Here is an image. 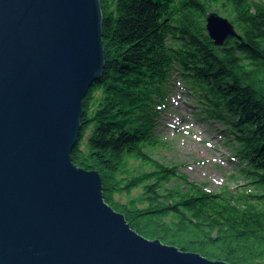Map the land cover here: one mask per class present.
Wrapping results in <instances>:
<instances>
[{
  "label": "trees",
  "instance_id": "obj_1",
  "mask_svg": "<svg viewBox=\"0 0 264 264\" xmlns=\"http://www.w3.org/2000/svg\"><path fill=\"white\" fill-rule=\"evenodd\" d=\"M99 2L104 68L84 97L73 163L100 174L104 201L145 238L264 264V0ZM211 10L242 39L216 46L206 30ZM175 78L195 104L191 114L218 125L237 188L208 190L146 151L162 143L156 127ZM135 187L127 201L115 199Z\"/></svg>",
  "mask_w": 264,
  "mask_h": 264
},
{
  "label": "water",
  "instance_id": "obj_2",
  "mask_svg": "<svg viewBox=\"0 0 264 264\" xmlns=\"http://www.w3.org/2000/svg\"><path fill=\"white\" fill-rule=\"evenodd\" d=\"M205 21L216 46L242 39L214 10ZM101 29L99 0H0V264H230L145 238L73 163Z\"/></svg>",
  "mask_w": 264,
  "mask_h": 264
},
{
  "label": "rangeland",
  "instance_id": "obj_3",
  "mask_svg": "<svg viewBox=\"0 0 264 264\" xmlns=\"http://www.w3.org/2000/svg\"><path fill=\"white\" fill-rule=\"evenodd\" d=\"M184 91L179 80L175 78L167 105L156 127L162 143L147 146L146 151L152 158L165 164H176L188 180L203 183L208 190L218 192L237 188L241 180L231 176L236 169L233 167V158L229 155L228 147L223 144L217 130H214L218 125L214 123L213 127L197 120L191 114L195 104ZM132 163L137 168H147L144 163ZM174 182L172 179L169 187ZM141 190L139 187L132 188L128 193L115 194V199L125 202Z\"/></svg>",
  "mask_w": 264,
  "mask_h": 264
},
{
  "label": "bare ground",
  "instance_id": "obj_4",
  "mask_svg": "<svg viewBox=\"0 0 264 264\" xmlns=\"http://www.w3.org/2000/svg\"><path fill=\"white\" fill-rule=\"evenodd\" d=\"M102 46H103V44H102ZM103 53H104V48H103ZM79 141V140H78Z\"/></svg>",
  "mask_w": 264,
  "mask_h": 264
}]
</instances>
